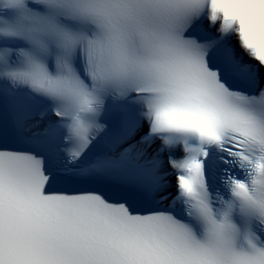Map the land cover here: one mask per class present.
Here are the masks:
<instances>
[{
	"label": "snow or ice",
	"instance_id": "6c2138e0",
	"mask_svg": "<svg viewBox=\"0 0 264 264\" xmlns=\"http://www.w3.org/2000/svg\"><path fill=\"white\" fill-rule=\"evenodd\" d=\"M0 264H264V0H0Z\"/></svg>",
	"mask_w": 264,
	"mask_h": 264
}]
</instances>
